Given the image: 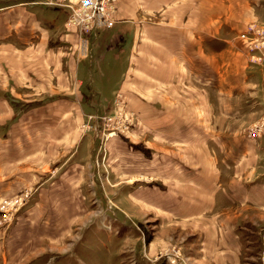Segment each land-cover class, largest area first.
Returning <instances> with one entry per match:
<instances>
[{
	"label": "rangeland",
	"instance_id": "1",
	"mask_svg": "<svg viewBox=\"0 0 264 264\" xmlns=\"http://www.w3.org/2000/svg\"><path fill=\"white\" fill-rule=\"evenodd\" d=\"M118 1L113 24L96 30L74 29L66 8L45 6L82 36L62 39L75 44L64 50L74 63L67 78L78 88L52 87L53 65L37 61L28 70L21 58L29 74L19 78L9 47L0 44V264H264V114L252 120L242 104L250 114L234 119L223 106L210 126L222 135L193 138L207 141L195 147L186 137L175 148L154 139L168 124L142 121L138 90L120 87L126 54L99 50L101 38L120 27ZM113 37L107 40L115 45ZM227 39L246 47L234 34ZM126 79L142 82L137 71ZM153 150L174 156L171 165H147ZM189 168L223 185L202 199L207 210L197 216L186 209L195 196L179 186L173 199L180 207L168 216L152 185L170 187L168 178Z\"/></svg>",
	"mask_w": 264,
	"mask_h": 264
},
{
	"label": "crops",
	"instance_id": "2",
	"mask_svg": "<svg viewBox=\"0 0 264 264\" xmlns=\"http://www.w3.org/2000/svg\"><path fill=\"white\" fill-rule=\"evenodd\" d=\"M79 1L0 0V44L9 47L11 59V55L14 56L16 76L25 78L29 74L28 71H22L18 58H21L28 70L38 61L45 63L46 69L53 65L52 70L48 71L55 75L52 87L78 88L77 83L67 78L72 75L74 63L73 59L65 57L69 50H64L75 44L66 47L62 39L77 40L78 35L82 37L76 30H72V34L64 27L69 6H72L70 4H77ZM227 1H118L117 9L122 19L114 24L119 23L120 27L109 35L111 37L106 34L101 38L102 46L99 45V50L104 54V47L107 45L118 50L115 51L117 57L122 53L126 54L122 78L118 82L120 87L127 93L128 89L138 90L142 100H136V103L144 111L141 114L142 121L168 124L167 130L154 131V139L171 143L174 147L179 145L178 141L183 142L179 137H186L191 138L187 143L195 147L193 144L203 145L207 141L193 138L222 135V130L218 129V134H214V129L210 126L214 120H219L223 106L234 119L241 112L246 113V110L241 111L242 107L238 106L242 104L245 105L244 108L248 107V112L251 113L249 118L252 120L264 114V61L254 65L247 63L245 45L243 50H239L241 43H230L227 39L230 34L238 38L247 22L264 20V0ZM45 6L60 7L62 14L66 8L65 18L59 20L61 13L56 18ZM113 36L117 37L118 44L112 45L107 40ZM90 45L93 46V42ZM90 60L98 59L91 56ZM113 60L116 61L115 58ZM134 71L142 77V82L139 79L136 82L124 80ZM49 86L42 85L43 88ZM141 90L143 94L140 93ZM242 99H245L243 103ZM247 99L249 104H246ZM150 105L151 110L145 107ZM213 105L217 115L215 118L210 116V112H214L210 111ZM248 112L245 115L250 114ZM152 154V160L149 159L147 165L155 166L157 171L162 166L171 165L175 158H161V154L157 155L154 150ZM165 162L168 164H164ZM184 170L186 169L179 171L181 174L178 177L170 176L168 180L171 183H163L171 185L170 187L159 189L152 185V193L157 197L155 199L166 202L163 203L164 206H160L164 207L168 216H175L171 210H178L180 207L173 199L177 197L179 186L184 185L195 196V200L190 197L189 202L186 201V209L190 210L189 215L197 216L207 210V205H202V199L209 198L210 195L215 197L223 185L218 176L209 177L202 172H195L193 175L190 168L189 172ZM126 193L128 192L124 195ZM137 198L140 202H145L140 195Z\"/></svg>",
	"mask_w": 264,
	"mask_h": 264
},
{
	"label": "built area",
	"instance_id": "3",
	"mask_svg": "<svg viewBox=\"0 0 264 264\" xmlns=\"http://www.w3.org/2000/svg\"><path fill=\"white\" fill-rule=\"evenodd\" d=\"M117 0H80L69 6L68 24L77 30H96L100 26H111L114 22ZM238 38L246 43L247 61L261 64L264 61V26L249 22ZM264 128V124L258 126ZM257 130V128L255 129Z\"/></svg>",
	"mask_w": 264,
	"mask_h": 264
}]
</instances>
